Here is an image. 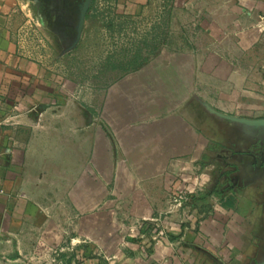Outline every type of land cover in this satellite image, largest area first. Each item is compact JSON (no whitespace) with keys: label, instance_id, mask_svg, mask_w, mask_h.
<instances>
[{"label":"crops","instance_id":"1","mask_svg":"<svg viewBox=\"0 0 264 264\" xmlns=\"http://www.w3.org/2000/svg\"><path fill=\"white\" fill-rule=\"evenodd\" d=\"M191 1L203 42L82 102L26 69L0 0V264H264V0Z\"/></svg>","mask_w":264,"mask_h":264},{"label":"rangeland","instance_id":"2","mask_svg":"<svg viewBox=\"0 0 264 264\" xmlns=\"http://www.w3.org/2000/svg\"><path fill=\"white\" fill-rule=\"evenodd\" d=\"M84 1L11 0L9 25L26 69L37 71L43 86L57 87L58 99L99 101L142 58L203 42L190 0H147L131 12L123 9L126 0H93L83 18ZM84 253L102 260L87 247ZM80 257L81 252H57L51 264Z\"/></svg>","mask_w":264,"mask_h":264},{"label":"water","instance_id":"3","mask_svg":"<svg viewBox=\"0 0 264 264\" xmlns=\"http://www.w3.org/2000/svg\"><path fill=\"white\" fill-rule=\"evenodd\" d=\"M90 3H91V0H85L84 3H83L82 12H81L83 18H84L85 14H86V12L88 10V7H89Z\"/></svg>","mask_w":264,"mask_h":264},{"label":"trees","instance_id":"4","mask_svg":"<svg viewBox=\"0 0 264 264\" xmlns=\"http://www.w3.org/2000/svg\"><path fill=\"white\" fill-rule=\"evenodd\" d=\"M148 58L149 57L142 58L139 63H137L136 65H134L133 67H131L128 71L137 69L138 67H140L141 65H143L145 62H147Z\"/></svg>","mask_w":264,"mask_h":264},{"label":"built area","instance_id":"5","mask_svg":"<svg viewBox=\"0 0 264 264\" xmlns=\"http://www.w3.org/2000/svg\"><path fill=\"white\" fill-rule=\"evenodd\" d=\"M0 109H1V106H0ZM182 200H186L185 196L184 195H178L177 199L175 201L179 205V204H181Z\"/></svg>","mask_w":264,"mask_h":264}]
</instances>
